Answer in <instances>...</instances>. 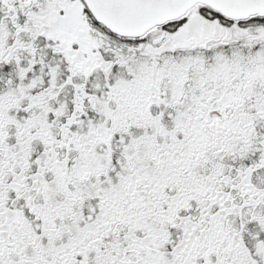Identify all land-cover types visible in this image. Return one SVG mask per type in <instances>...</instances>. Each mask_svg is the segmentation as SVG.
I'll return each instance as SVG.
<instances>
[{"label": "flooded vegetation", "instance_id": "1", "mask_svg": "<svg viewBox=\"0 0 264 264\" xmlns=\"http://www.w3.org/2000/svg\"><path fill=\"white\" fill-rule=\"evenodd\" d=\"M0 264H264V16L0 0Z\"/></svg>", "mask_w": 264, "mask_h": 264}, {"label": "water", "instance_id": "2", "mask_svg": "<svg viewBox=\"0 0 264 264\" xmlns=\"http://www.w3.org/2000/svg\"><path fill=\"white\" fill-rule=\"evenodd\" d=\"M94 15L121 35H140L154 24L176 18L196 2L229 16L264 14V0H88Z\"/></svg>", "mask_w": 264, "mask_h": 264}, {"label": "rangeland", "instance_id": "3", "mask_svg": "<svg viewBox=\"0 0 264 264\" xmlns=\"http://www.w3.org/2000/svg\"><path fill=\"white\" fill-rule=\"evenodd\" d=\"M235 34V31L232 32V35ZM238 34V33H237ZM258 35V34H257ZM231 40H234V38L231 36ZM221 57V61L224 63L222 66H221V70H224V67L225 65L228 66V69H233V68H237L240 66L241 64V59H240V54L239 52H235L231 55V58L230 60H225L223 55L220 56ZM200 62V64H202V60L199 59L197 60Z\"/></svg>", "mask_w": 264, "mask_h": 264}]
</instances>
